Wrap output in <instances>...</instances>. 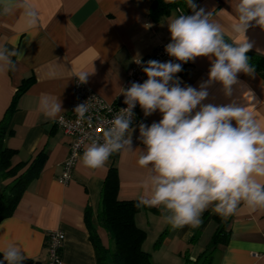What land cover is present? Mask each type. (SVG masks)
<instances>
[{
    "label": "crops",
    "instance_id": "crops-1",
    "mask_svg": "<svg viewBox=\"0 0 264 264\" xmlns=\"http://www.w3.org/2000/svg\"><path fill=\"white\" fill-rule=\"evenodd\" d=\"M174 1L177 0H165ZM30 2L39 13L33 25L27 24L22 9L4 14L0 6V48L18 53L11 57L14 66L0 74V122L18 89L31 80L27 91L15 102L5 146L17 152L13 164L29 163L40 153L45 156V164L13 215L0 223V254L8 243H16L27 257L24 261L45 264L46 236L58 231L64 236L60 264H96L84 213L90 210L95 222L103 183L112 165L118 178L119 201L139 202L150 197V169L137 163L138 148L144 147L139 139V125L158 122L161 114L157 111L145 117L141 109L126 134L131 137L133 151L113 153L99 169L85 168L79 158L72 179L66 184L60 182V177L72 138L64 135L55 121L68 112L76 75L81 71L90 73L84 84L105 102H123L122 91L133 61L148 60L159 46L169 43L167 22L182 12L191 15L193 10L180 6L154 23L149 17L151 0ZM236 2L197 0L195 4L197 10L213 13L212 19L222 25L225 38L232 42L233 38L242 39L231 32ZM245 35L252 45L248 52L264 57V29L253 22ZM211 59L214 58L198 57L189 61L181 86L198 89L207 81ZM237 79L231 96L225 95L219 82H213L208 87L209 97L202 104H254L255 115L264 123V80L253 71L238 73ZM247 93L252 95V101ZM45 95L59 98L63 110L57 116L48 117L40 110V99ZM4 185L0 180V194ZM212 207L202 213L198 226L178 229L164 222L163 206L152 207L161 209L158 214L142 209L135 216V224L146 233L142 250L150 254L152 264H184L185 259L195 263L210 246L218 226L224 230L225 242L212 254L211 264H264V210L252 211L241 204L235 214L227 218L220 215L217 222ZM164 231L167 234L155 249L154 244ZM98 235L107 244L102 230Z\"/></svg>",
    "mask_w": 264,
    "mask_h": 264
},
{
    "label": "clouds",
    "instance_id": "clouds-1",
    "mask_svg": "<svg viewBox=\"0 0 264 264\" xmlns=\"http://www.w3.org/2000/svg\"><path fill=\"white\" fill-rule=\"evenodd\" d=\"M187 3L193 14H180L167 22L171 40L165 51L182 63L214 58L208 80L198 89L182 87L175 75L182 71V63L137 60L147 79L123 89L127 108L120 110L100 136L91 138L80 157L85 168L99 169L113 153L133 151L131 137L126 135L133 109L138 104L145 117L159 111L158 122L139 125L144 147L138 148L137 163L150 169L151 194L137 206H163L162 218L173 229L198 226L210 205L224 218L235 214L241 204L252 211L264 210V123L255 115V105L202 104L213 82H219L225 95L231 96L237 74L253 71L246 55L252 45L245 33L253 22L264 29V0H237L231 32L242 39L232 42L225 39L212 12L197 10L193 0ZM0 6L4 14L22 9L28 25L38 21V10L30 0H0ZM17 54L0 48V74L14 66L11 57ZM89 74L81 71L76 76L86 83ZM247 95L252 101V95ZM39 107L48 117L63 110L59 98L48 95L41 97ZM87 111V103L74 109L80 119ZM2 256L0 264H23L27 259L16 243H8Z\"/></svg>",
    "mask_w": 264,
    "mask_h": 264
},
{
    "label": "trees",
    "instance_id": "trees-1",
    "mask_svg": "<svg viewBox=\"0 0 264 264\" xmlns=\"http://www.w3.org/2000/svg\"><path fill=\"white\" fill-rule=\"evenodd\" d=\"M152 5L149 17L152 22L157 23L168 16L173 9L180 6L188 10L187 0H177L166 3L165 0H151ZM197 0H193V3ZM182 12V11H181ZM185 14V12H182ZM190 15V14H189ZM230 42L227 38H225ZM249 66L253 72L264 80V57L247 52ZM31 84V80L24 82L18 89L11 106L0 122V180L5 185L0 194V223L10 218L16 210L22 196L31 184L39 177L45 164V156L40 153L29 163L13 164L12 160L17 155L16 151L5 146V139L9 135L8 127L14 105L17 98L25 93ZM118 178L116 168L112 165L104 180L100 196L99 210L95 222H92L91 211H85V225L89 235V241L95 254L96 264H152L150 254L142 250L146 240V233L135 224V216L146 209L155 214L161 209L149 206H137V201H119L117 199ZM215 212L214 207L211 209ZM214 219L219 222L220 215L215 212ZM102 230L106 234L107 244H104L98 235ZM224 230L219 226L212 237L210 246L196 259L194 264H211L212 254L218 245L225 242ZM167 231H164L154 244L157 249L161 246ZM3 256L0 254V260ZM190 263L185 259V264ZM23 264H31L24 261Z\"/></svg>",
    "mask_w": 264,
    "mask_h": 264
},
{
    "label": "built area",
    "instance_id": "built-area-1",
    "mask_svg": "<svg viewBox=\"0 0 264 264\" xmlns=\"http://www.w3.org/2000/svg\"><path fill=\"white\" fill-rule=\"evenodd\" d=\"M167 44L159 46L148 60L135 59L133 61L124 83L125 89L129 88L133 82L143 83L147 79L146 74L142 71V64H137V60H141L142 63H146L149 60H157L160 62L171 60L174 63H182L176 61L166 53L165 46ZM188 68L189 62L182 63V71L175 75L181 80L188 73ZM84 103H87L88 111L85 113L84 118L80 119L77 113L74 112V109L78 105ZM124 108H127L124 101L118 103L105 102L84 83L78 80L75 81L73 100L68 112L58 117L55 121L57 128L64 135L72 138L68 156L63 164V173L60 177V182L62 184H66L72 179L74 166L83 153L84 146L91 142V138L100 136L104 128L109 127L110 122L120 113V110ZM140 110L141 108L137 104L133 109L134 115L132 117L131 126L136 122ZM63 239V234L58 231L48 233L45 241L47 255L45 264H60Z\"/></svg>",
    "mask_w": 264,
    "mask_h": 264
},
{
    "label": "rangeland",
    "instance_id": "rangeland-1",
    "mask_svg": "<svg viewBox=\"0 0 264 264\" xmlns=\"http://www.w3.org/2000/svg\"><path fill=\"white\" fill-rule=\"evenodd\" d=\"M185 264V263H184ZM187 264H194V263H187ZM200 264V263H199Z\"/></svg>",
    "mask_w": 264,
    "mask_h": 264
}]
</instances>
